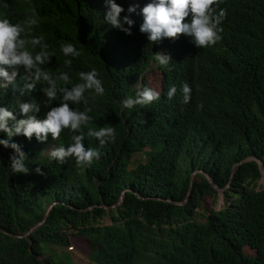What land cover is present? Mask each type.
Here are the masks:
<instances>
[{"label": "trees", "instance_id": "1", "mask_svg": "<svg viewBox=\"0 0 264 264\" xmlns=\"http://www.w3.org/2000/svg\"><path fill=\"white\" fill-rule=\"evenodd\" d=\"M148 2L116 0L125 9L121 16L135 22L129 35L105 20V0H0V16L13 23L36 8L39 24L31 35L43 36L55 53L44 70L54 77L66 72L76 84L79 72L95 68L105 89L102 96L85 93L92 121L83 143L100 152L90 165L49 157L52 148L72 143L69 130L44 142L11 138L25 153L28 174L12 173L15 150L0 145V264H65L45 249L71 246V236L86 241L94 264H264V185L258 184V161L264 168V0H224L221 40L207 48H197L187 35L149 42L139 14ZM130 4L139 5L137 12H127ZM66 43L81 55L65 57L60 45ZM157 52L171 56L168 67L154 59ZM65 59L72 60L70 68ZM16 71L17 89H0V106L19 119L25 117L18 105L34 101L41 105L36 117L45 118L41 87L47 85L22 95L25 74ZM185 83L192 89L188 103ZM172 86L177 92L169 99ZM143 87L160 99L122 107ZM103 126L113 127L115 138L101 146L86 133ZM136 153L143 158L134 159ZM220 194L219 208L204 207L205 197L214 203ZM198 210L203 222L195 219Z\"/></svg>", "mask_w": 264, "mask_h": 264}, {"label": "clouds", "instance_id": "2", "mask_svg": "<svg viewBox=\"0 0 264 264\" xmlns=\"http://www.w3.org/2000/svg\"><path fill=\"white\" fill-rule=\"evenodd\" d=\"M224 0H150L142 8L138 4H130L127 12H137L143 16L140 31L147 34L148 41L152 44L159 43L163 39L177 40L181 35L193 38L197 48H207L215 45L221 40L220 33L223 31L222 22L227 17V9L220 7ZM107 12L105 20L113 27L120 29L126 34H131L134 20L130 15L121 16L125 9L116 0H105ZM190 17V20L188 19ZM39 24L38 13L35 7L31 14L23 22L13 23L6 16H0V89H7L12 85L14 91L17 89L16 69L23 68L25 75L21 76L23 86L19 91L23 95L25 91H32L38 84H46L41 90L46 97L44 107L49 108L43 119H38L35 113L41 109V105L34 101L21 102L18 107L25 118H17L13 109L0 106V132L6 133L7 138H0V145L4 148H12L15 154L11 156L12 173L28 174L30 169L25 165V153L21 146L13 142L14 135H24L29 140L33 136L38 141H47L49 135L53 140H58L63 131L69 130L72 143L65 147L63 145L52 148L48 155L50 158L63 164L70 157H74L78 166L90 165L94 160L100 158L97 149L85 147L84 128L91 121L88 114L91 108L87 107L88 97L86 92H94L102 96L105 92L103 82L98 78V71L79 72L80 83L72 84L70 76L66 72H60L55 77L49 71L44 70L42 65L50 63L54 52L49 51V45L43 36H32L33 29ZM127 25L128 27H125ZM39 47V51H30ZM65 57L77 58L81 55L72 43L60 45ZM154 59L163 67H168L171 56L166 53L157 52ZM64 65L71 67L72 60L65 59ZM13 69L11 72L8 69ZM72 85L70 88L69 85ZM183 102L188 103L191 99L190 86L185 83L181 89ZM177 89L170 87L167 96L171 99ZM160 99V93L153 88L143 87L138 90L135 98L128 97L122 103V107L131 109L136 105L148 106ZM59 100L58 106H52L53 101ZM85 105L80 110L70 105ZM202 108L203 105H198ZM86 135L95 137L103 146L108 140H114L115 129L111 126H103L98 130L88 128ZM35 171L41 175L44 173L39 166Z\"/></svg>", "mask_w": 264, "mask_h": 264}, {"label": "rangeland", "instance_id": "3", "mask_svg": "<svg viewBox=\"0 0 264 264\" xmlns=\"http://www.w3.org/2000/svg\"><path fill=\"white\" fill-rule=\"evenodd\" d=\"M150 85L153 88L157 87V80H155L154 76H148ZM143 158L141 153H136L134 159ZM259 186L264 185V176L262 175L261 178L258 180ZM223 203L222 194H220L219 199L213 203L211 197L204 198V207L206 208H219ZM197 211V210H196ZM199 212V213H198ZM195 219L199 222H203L204 218L202 216L201 210H198ZM105 222H109L106 218H103ZM70 244L71 246L62 247L57 246L54 244H49L45 250V253H53L56 254L58 257L62 258L65 264H94L90 262L87 258L89 249L86 245V241L80 239L79 237H70ZM145 264H151V262L146 261Z\"/></svg>", "mask_w": 264, "mask_h": 264}, {"label": "water", "instance_id": "4", "mask_svg": "<svg viewBox=\"0 0 264 264\" xmlns=\"http://www.w3.org/2000/svg\"><path fill=\"white\" fill-rule=\"evenodd\" d=\"M258 164H259L260 172H261V174L264 176V168H263L261 162L258 161ZM192 175H193V173H192ZM190 183H191V181H190ZM212 185H213L214 187H216L213 183H212ZM189 190H190V186H189ZM189 190H188V194H189ZM188 194H187V195H188ZM120 201H121V198H120L119 202H120ZM119 202H117V204H118ZM117 204H116V205H117ZM47 211H48V210H47ZM47 211H46V213H45V216L47 215ZM45 216H44V219H43L42 221H40V222L37 223L36 225L32 226V227L29 229V232L32 231L37 225H40L41 223H43L44 220H45ZM27 234H28V233H26V235H27Z\"/></svg>", "mask_w": 264, "mask_h": 264}]
</instances>
